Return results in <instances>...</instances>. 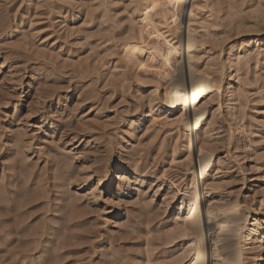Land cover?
Segmentation results:
<instances>
[{
    "label": "rangeland",
    "instance_id": "1",
    "mask_svg": "<svg viewBox=\"0 0 264 264\" xmlns=\"http://www.w3.org/2000/svg\"><path fill=\"white\" fill-rule=\"evenodd\" d=\"M145 1L0 0V264H171L185 255L188 239H170L190 208L186 138L148 111L152 74L144 84L119 59L139 35ZM198 3L196 33L224 37L201 63L214 57L223 85L238 78L235 104L224 91L210 108L214 189L204 197L231 198L264 220V0ZM119 164L123 177L136 169L143 177L131 175L125 194L104 190L114 203L94 204L92 178Z\"/></svg>",
    "mask_w": 264,
    "mask_h": 264
},
{
    "label": "bare ground",
    "instance_id": "2",
    "mask_svg": "<svg viewBox=\"0 0 264 264\" xmlns=\"http://www.w3.org/2000/svg\"><path fill=\"white\" fill-rule=\"evenodd\" d=\"M198 2L199 0H148V2L147 1H145V3L143 2V5L141 4L143 8L140 6L142 10L139 11L140 12L138 19L139 23H137L140 24L139 25L140 27L138 26V28L140 29L138 30L137 28L139 35L135 36L136 34L135 31V34L133 33L134 37L132 38L131 37L132 35L130 36L132 39L131 40L129 39L130 41L128 40V42H126L123 52L121 53L122 54L121 58H119L122 59V62L125 63L122 65V67H125L126 69L131 71L138 70L139 72H142L144 76H146V78H144L143 83L149 79V74H152L151 78L153 83V89L150 94V99L153 102H151V104L149 103L148 111L152 112V110L154 109L155 114L159 113L160 115H162V119L164 116V119L166 120L167 119L170 120L172 119V121L174 120L173 121L174 123H172L171 121L170 123L174 125L176 124L177 126L175 127L181 128L180 129L181 131L179 130L178 131L181 133V135H183L186 138L185 144L188 150L187 152L189 153L188 154L189 157H187L188 158L187 163H189V165L186 173L191 177L190 188L192 190V195H190L191 197L189 198L186 197L187 202L190 203V206H188L190 208L187 209L188 210L187 217L186 218L184 217L185 221L181 225L178 223L179 224L177 229L178 235L172 237L170 239L171 240L170 243H172L174 238L175 239L186 238L188 239L189 244L185 250V255L182 258L176 260V262L173 263L170 262V263L182 264L184 260L191 257V262L189 264H246L248 258H251L254 264H264L263 263L264 262V253H263L264 220L258 219L256 212H253L252 215L250 214L246 215L244 212L241 211L240 205L236 201H233L231 198L225 199L220 203H211V202L209 203L208 201L205 200L204 197V191L206 193H209L210 191H212L211 189H214L212 183L210 182L213 179L211 171L213 170L215 163H214V155L213 153H210L209 148L215 145L213 144L210 147V145L213 143V142L211 143V141H213L212 138L214 137V136L212 137V135H214L212 133L213 131L215 132L216 129L214 128L215 130H213L212 127V124H214L215 122L212 123L209 119L210 108L214 105L217 99H220L222 97L224 91L228 94L232 93L233 97L231 98L230 104L231 105L235 104V102L238 100V97L236 95V92L238 90V87H236V82L238 81L236 80L238 78L235 79L236 78L234 77L235 74L233 75L232 73V75L230 76L231 77L230 81L226 85H223V77H222L223 68L220 67L221 65L219 66L220 63L218 64L214 62L213 56H212L213 60L212 61L209 60V58L211 57L208 55L207 56L209 58L207 59L206 56V59L207 61L210 62L206 63L203 60L205 63L203 62L201 63V55L204 54V53L202 54V52L205 51L206 49L208 50V48L210 47L211 49H209L208 52H211V50L213 51V49L216 48V43L220 40L223 41L224 37H222L221 39L218 38L216 40V43L214 42L215 41L214 40L213 43L211 42L213 39L210 41L209 39L211 38H208L207 35L206 38L204 34L203 35L199 34L200 32L196 33L197 29L195 31L193 27L194 26L196 27V25L198 24V22H195L197 21L195 20L197 11L200 10V6ZM202 3L200 4L202 5ZM214 4L216 5L215 2ZM188 5H189V10H188ZM202 7L208 8L209 11L207 12L209 13V15L213 17L215 12L214 10H212L213 8H211L210 5L205 3L204 5H202ZM182 12H183V16H182L183 19L187 18L188 21L187 28L186 26L185 27L183 26L181 21L179 22ZM211 16H208V19ZM202 20L204 22V18ZM195 23L197 24L195 25ZM199 25H202V23H200ZM206 29L208 28L206 27ZM261 43L264 46V40H262ZM117 65L118 64L116 62V66ZM228 65H229L228 67L229 70L230 71L233 70L232 72H234L235 65L232 62ZM128 70L126 71L127 73ZM140 74L137 75H139L140 77ZM118 77H122L123 81L125 82L124 73L122 74V76L120 75ZM139 80L140 78L138 80L135 79V81H139ZM141 80H143V78H141ZM139 82L140 84L142 83V81ZM146 83L147 82H145L144 84ZM149 84H151V82L148 83L147 85ZM146 116L148 115L145 114L144 117ZM162 119L160 117V120ZM154 121L153 123L156 122ZM162 121L164 122V120ZM203 129L205 130L204 136L203 138H201L200 133L201 132L203 133L202 131ZM238 143L239 144L242 143L241 137ZM198 146H199V158H197V160L196 159L194 160L193 159L194 150ZM78 158L79 157H77V159ZM93 160L96 163L98 161V159L96 160L94 158ZM172 161H175V159H173ZM127 169L128 168L123 166L122 164L115 165L113 167V170L107 176H102L97 174L94 178H92L94 180V184L92 186L93 187L92 196L93 199H95L93 202L94 204H97L101 201L105 202L106 204L115 202L112 201L113 200L112 195H110L109 197L111 198V201L103 198V195L105 194L104 190H107L106 194L108 195L110 193H114L116 187L118 188L120 195L130 191V183L132 182L130 178L132 174L126 175L125 177L122 176V172L123 171L126 172ZM132 172L133 175L135 176L143 177V175L140 174L139 173L140 171H138L137 169ZM80 188L81 186L78 187V189ZM177 191L178 193H180L181 190L179 189ZM117 214H122V213H117ZM214 225H215V229H214ZM231 238L233 239L237 238V239L233 240ZM252 250L259 252L253 258L248 256V254L250 253L249 251L252 252Z\"/></svg>",
    "mask_w": 264,
    "mask_h": 264
}]
</instances>
